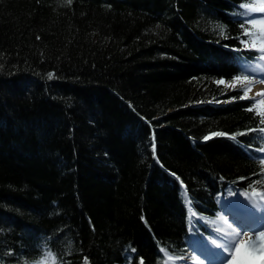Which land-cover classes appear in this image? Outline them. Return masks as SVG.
<instances>
[{
  "label": "trees",
  "instance_id": "obj_1",
  "mask_svg": "<svg viewBox=\"0 0 264 264\" xmlns=\"http://www.w3.org/2000/svg\"><path fill=\"white\" fill-rule=\"evenodd\" d=\"M252 1L0 0V264H163L184 188L204 216L219 181L264 186Z\"/></svg>",
  "mask_w": 264,
  "mask_h": 264
},
{
  "label": "snow or ice",
  "instance_id": "obj_2",
  "mask_svg": "<svg viewBox=\"0 0 264 264\" xmlns=\"http://www.w3.org/2000/svg\"><path fill=\"white\" fill-rule=\"evenodd\" d=\"M69 2H71V0H69ZM256 3H258L260 6L259 7H255L253 5H249V4H242L240 7L241 8H245V9H249V11L247 12H243V13H238L239 15H244V16H248L251 17V14L253 12H259V13H264V0H255ZM249 24L256 26L259 25V31L261 33L262 36H264V16L261 17H252L250 19H248L247 21ZM243 26V25H242ZM245 35H249L250 36V30L249 29H245L244 32ZM251 39V36H250ZM242 43L247 44V41H242ZM253 47H256V44L253 42L252 44ZM260 51H264V41H262L261 45H260ZM259 59L264 60V56L260 57ZM257 67L260 68L261 71H264V65H258ZM256 69H252V71H255ZM53 76V74H49V79H51ZM247 77H245L246 79ZM239 79L238 77H234L233 80H237ZM261 83H264V80L260 81ZM218 83H224V81H218ZM251 89H245L244 90V96H241V99L245 98L247 95V92L250 91ZM258 96H264V93H257ZM256 105H260L261 109L260 111L257 113L258 115H264V100L261 101H255ZM261 123H264V120L261 121ZM261 131H264V129H261ZM222 133H215V135H221ZM245 133H240V135H244ZM207 139V137L205 138ZM260 151L264 152V148H261ZM260 163L262 165H264V159H262L260 161ZM243 179V178H241ZM255 184H259L261 183L260 180H257L254 182ZM252 187V193L249 194L248 192L243 193V195L245 196H249V199L252 200L253 204L259 208L261 207V204L259 202H264V192H258L254 186H250ZM183 196L185 198V202L186 205L188 206L189 212L192 213V201L191 198L188 196V191L186 188H184L183 190ZM193 215L195 213H192ZM222 219V218H221ZM225 223H227V221H225ZM229 227H231V225H229ZM252 231L255 232V236L254 237H248L247 242L244 241L243 237L247 235V232H242L240 229H233V231L231 233H229V237L230 239L227 240L224 244L222 245H218V247L222 248V253H221V258L224 262V264H232L233 260L237 259V255L238 253H240L241 248L243 247H249L251 249H261L264 250V230H255V229H251ZM217 231H221V229H217ZM162 252H164V254L166 256H168V260H183L185 259V257L183 256H176L173 257L171 255H168L167 251L165 249H161ZM49 256H51V253H48ZM193 264H199L198 258L193 256L191 257ZM141 264H143V261H141ZM165 264H167V261L165 262Z\"/></svg>",
  "mask_w": 264,
  "mask_h": 264
},
{
  "label": "rangeland",
  "instance_id": "obj_3",
  "mask_svg": "<svg viewBox=\"0 0 264 264\" xmlns=\"http://www.w3.org/2000/svg\"><path fill=\"white\" fill-rule=\"evenodd\" d=\"M245 82H243L244 85ZM261 83V82H260ZM256 83H251V85L249 86V88L251 89L250 91H248V93H250L251 95L255 96L261 101L264 100V96H258L257 93H264V83H261L260 85H255ZM244 86L248 87V83L245 84ZM259 91V92H258ZM253 92V93H252ZM204 246L202 245H198V251L202 252V253H208L206 250L203 249ZM214 248V247H213ZM214 250L216 251V249L214 248ZM199 253L196 251V253H188L187 256L185 257V262L188 264L192 261L191 257L195 256L198 258L199 264H203L202 258H200V256L198 255ZM182 261H180L181 263ZM169 264H174L175 261L174 260H168ZM238 263V260H233L232 264ZM36 264H44L43 262L41 263H36Z\"/></svg>",
  "mask_w": 264,
  "mask_h": 264
},
{
  "label": "bare ground",
  "instance_id": "obj_4",
  "mask_svg": "<svg viewBox=\"0 0 264 264\" xmlns=\"http://www.w3.org/2000/svg\"><path fill=\"white\" fill-rule=\"evenodd\" d=\"M246 4H248V3H246ZM250 5H253V6H255V7H259L260 5L258 4V3H254V4H250ZM256 13H259V12H256ZM159 54H161L162 55V53H159ZM238 61V60H237ZM139 116H138V120H140V121H145L146 123H149L150 121H151V124L154 126V123H153V118H147L146 116H144V115H142V114H138ZM207 137V139H205ZM215 136H214V133H212V134H205L204 135V137L202 138V140L201 141H203V140H208V139H212V138H214ZM230 137H232V136H230ZM200 141V142H201ZM205 193H206V195H207V197H209V196H211V193L209 192V191H204ZM242 221V220H241ZM229 225H231V227H229ZM220 228H222V229H224V230H227V229H230V230H228L229 231V233H231L232 231H233V229H236L231 223H229L228 224V226L225 228L223 225H218ZM225 243V241L224 242H222V241H220L219 242V244L220 245H222V244H224Z\"/></svg>",
  "mask_w": 264,
  "mask_h": 264
}]
</instances>
